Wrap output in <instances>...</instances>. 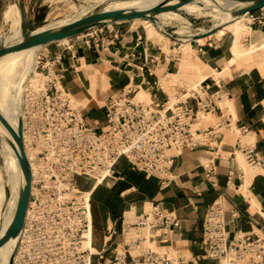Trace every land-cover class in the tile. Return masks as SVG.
<instances>
[{
	"label": "crops",
	"instance_id": "0c3cea01",
	"mask_svg": "<svg viewBox=\"0 0 264 264\" xmlns=\"http://www.w3.org/2000/svg\"><path fill=\"white\" fill-rule=\"evenodd\" d=\"M2 1L6 0H0V4ZM7 1L9 4L1 12L3 26L7 24L4 18L7 8L19 7L22 0ZM21 15L22 21H26L22 11ZM36 21V16H32L30 22L35 24ZM247 22L252 34L243 36L248 45L242 42L243 48L247 49L254 41L261 46L264 43V9L250 13ZM131 23L106 25L82 37L71 38L68 44L52 43L36 51L41 64L56 59L52 75H58V84L83 105L82 110L93 127L105 123L106 104L97 105L98 102L103 98L107 102L110 96L126 88L136 93L145 90L158 108L166 106L167 102L171 104L169 94L162 89L160 76L177 72L179 66L176 71L172 70L179 58L172 54L167 56L162 41L160 44L151 41L147 31L134 28ZM214 33L205 37L204 42H191L194 53L209 72L201 86L209 85L210 92L220 96L218 103L223 108L222 114L217 111L212 117L222 122L224 116L231 115L237 127H245L247 131L237 134L226 128L207 146L186 150L175 160L168 184L161 185L156 178L134 170L126 159H121L116 174L103 182L80 178V188L84 191L86 186L91 192L97 234L94 245L98 251L106 250L110 244L118 245V250L125 246L126 211L136 218L153 206L174 216L177 224L170 226L168 234L162 233L161 228L156 229L152 232L151 243L185 254L186 264H214L203 259L197 242L201 239L204 215L215 201L224 205L231 236L238 232L264 234V50L234 57L235 34L231 32L232 36H226L225 32L219 37ZM172 45L175 44L170 45V50H173ZM84 65L90 68L86 70ZM97 70L107 77L109 86L105 89L111 94L104 93L100 86L91 91L88 71ZM99 76L102 81L101 73ZM2 77L0 72V84ZM179 98L183 99L177 96ZM190 102L195 103L194 100ZM211 125L208 123L206 127ZM246 147L253 149L256 164L249 163L242 154ZM111 229L115 235L112 242H107Z\"/></svg>",
	"mask_w": 264,
	"mask_h": 264
},
{
	"label": "built area",
	"instance_id": "2783aa9c",
	"mask_svg": "<svg viewBox=\"0 0 264 264\" xmlns=\"http://www.w3.org/2000/svg\"><path fill=\"white\" fill-rule=\"evenodd\" d=\"M55 60L41 64L38 56L35 71L45 79L27 85V78L18 90L24 140L29 139L33 152L31 158L27 154L33 180L15 264H186L185 254L151 243L156 229L168 234L170 226L177 224L159 206L126 224L125 246L120 250L110 244L106 250L93 252L86 245L92 226L91 195L81 190L79 180L101 182L114 176L118 162L126 159L134 170L168 184L175 160L186 150L207 146L226 128L237 134L247 129L238 128L231 115H222L225 120L211 126L194 128L209 115L222 114L220 96L211 93L209 85L191 94L184 91V99L162 108L153 101L138 100V93L126 88L109 97L105 123L93 127L65 89L58 87V75L52 77ZM242 152L249 163H257L251 147ZM131 229L134 236L128 239ZM114 235L109 230L107 242ZM197 243L203 259L214 264H264V234L231 236L220 201L208 207Z\"/></svg>",
	"mask_w": 264,
	"mask_h": 264
},
{
	"label": "bare ground",
	"instance_id": "6f19581e",
	"mask_svg": "<svg viewBox=\"0 0 264 264\" xmlns=\"http://www.w3.org/2000/svg\"><path fill=\"white\" fill-rule=\"evenodd\" d=\"M108 1H109V3H107L101 11H111V10H117V9L149 10V9L153 8L154 6H156V5H158L161 2L166 1V0H95V2H94L95 4L93 6H97V5L103 6ZM199 2H209L210 5H204V4H201ZM226 3H228V2L223 1V0H199V1H194L192 3L186 4L178 10H186L188 12L197 14V13H201V12L205 11V9H213L214 8L213 6L223 5ZM236 6L237 5H234L233 8H235ZM88 8H90V7L84 8L81 12L79 11V13L71 19H64L62 21H59V22H56L53 24H49L47 26H43V27L39 28L37 31H41L43 29L51 28V27H59V26L65 25L69 22L75 21L76 19H79L81 16L85 15L87 13ZM178 10L160 13L155 17L154 21L150 20L149 18H140V19H135V20L130 21L132 23H135L137 21L144 23L147 27V30H148L147 34H148L149 39L151 41H154V42L162 41V39H165L166 42H168L170 39H172L174 41H179V40L183 39L182 37L186 38L181 42L180 49L183 53V56H182L180 64H179V70H177V72H174V73H167L165 75L160 76L161 77L160 83H161V86L163 87L162 89H164V90H167L175 82L181 80L185 76H191L197 80L203 81L207 78V76L209 74V72L207 71L208 70L207 66L197 57V55L194 53L193 48L191 47V39L196 36L195 34L194 35L193 34L192 35L180 34V36H182V37L174 35L175 37L171 38L170 36H167L163 31L164 28L162 27L161 23L159 22L160 19L178 17L179 16V12H177ZM215 11L217 13L216 16L220 18V22H223L222 26H216L215 27V28H219L216 31L217 33L215 32L217 34V36L221 37L223 34H225L226 31L233 32L236 36V39L234 40L235 43H234V46L232 49L234 57L235 56L239 57L242 54L245 55L246 52L254 53L257 49H264V43L261 46H258L255 44V41L252 42L247 49L243 48L242 41H241L242 37L243 36H249L252 34V29H250L245 24V22L247 20H249V14L250 13H247V14H245L241 17H238L236 19H232L230 14L228 12L222 10V9L215 10ZM4 18H5V22L9 25V28L12 32V37L10 38L11 40H10L9 44L20 41L22 39L23 35H22V28H21L22 27L21 26L22 15H21V10L19 9V7L17 5H12L11 7L7 8V10L5 11V17ZM169 21H171V20H169ZM118 22H120V21H118ZM118 22H116V23H118ZM158 26H159V28H158ZM185 28H188V27L187 26L182 27V28H180V31L178 30L177 32L182 33L183 29H185ZM199 36L200 37H198V40L200 42H204L205 37H201V35H199ZM68 40L69 39H64V40L60 41V43H65ZM39 48H41V47L21 51V52L14 53V54H10V55H8V56H6L0 60V72L3 76L2 80H1V84H0L1 85L0 87L2 89V90L0 89V91L2 92V93L0 92V110L3 112V114L7 117V119L10 121V123L15 128L18 124V119H19V115H20L19 113L22 114V98L19 97V94L21 93V91L18 92L20 85L27 78H28L27 85L29 83H31V81H33V83H37V82H40L41 80L45 79V77L42 74H40L38 71H35V67L37 65V56H36L37 53H36V51H38ZM252 56H257V55L253 54ZM84 68H86V70H88L87 68H90V67H87L84 65ZM225 68H226V66H225ZM88 72L91 73V74L89 73L90 78L92 80L91 91L94 92L95 89L97 88V86H96L94 79H93V75H92L93 71H88ZM52 74H53V72H52ZM8 82H12V84L14 85L13 89L15 88L14 90H12V89L10 90V88L7 86ZM103 82H104V87H102V88H107L109 86V81H108L106 76H104ZM200 86H201V83H200ZM59 88L64 89L62 84H59ZM63 92L65 94L69 95L66 90H64ZM104 93H106V92H104ZM137 93H138V95L144 94L143 97L140 96L141 99L137 97L138 100L139 99L144 100V99H146L145 97H147L148 99L150 98V94L143 89ZM73 101L75 103V106L82 105L77 99H73ZM0 129H1L2 134H3L2 137H3V141H4V150H5V154L7 157L6 168H7L8 175L10 176V182H11L13 190L15 192V197L12 198L10 201H8V196L6 195L5 178H4L3 172L0 170V212H1L3 209V206L7 205V204L11 207H15V209H16L19 191L24 186L25 179H24L21 167L19 165L15 150L13 149V147L10 144V142L13 141V138L1 122H0ZM25 139H26V141H25L26 153L31 158L33 155V152H32V149L30 148V145H29V139L27 137ZM103 181H101V182H103ZM99 183H100V181H99ZM87 194L91 195V192L89 191V192H87ZM126 212H128L126 214L127 215L126 224H129L132 222L130 220L133 216H131L132 214H129L130 213L129 211H126ZM91 216H92L91 232L88 235L89 239L87 240L86 245L88 247L90 246L93 252H96V251H98V248L94 245V243L96 241L97 234H96L95 228H94V216H93L92 209H91ZM10 222L6 226L1 228V218H0V235L3 233L5 228L10 224ZM16 243H17V239L10 240L5 246H3L0 249V262L2 261L3 264H9L10 257L12 255V253L15 252Z\"/></svg>",
	"mask_w": 264,
	"mask_h": 264
},
{
	"label": "rangeland",
	"instance_id": "374dc122",
	"mask_svg": "<svg viewBox=\"0 0 264 264\" xmlns=\"http://www.w3.org/2000/svg\"><path fill=\"white\" fill-rule=\"evenodd\" d=\"M94 2H95V0H22L19 8L23 12V18H24V16L27 17L26 21L25 20L22 21V24H21L22 35L23 36L28 35L33 30H36V29L41 28L43 26H47L49 24H53V23L62 21L64 19H71V18L75 17L79 13V11L81 12L84 8H87V7H90V8H88L87 13L85 15L81 16L80 18L87 16L89 14H92V13H97V12L101 11L107 3H109V1H108L103 6H101V5L93 6L95 4ZM199 3L204 4V5H210L209 2H199ZM8 4H9V2L7 0L2 1L0 4V26H2V29L0 31V46H3L5 44H9L10 40H11L10 38L12 37V32L9 28V25L5 24L6 26H3V23L1 22V12L6 8V6ZM233 4L237 5V3H234V2H228L226 4L218 5V6L212 5L214 7L213 9H205V11H203L201 13H197V14L188 12L186 10H178L177 12H179V16H178L179 18L178 17L165 18V19L162 18V19H160L159 22L161 23L163 28H165L169 33H171L173 35H177L179 37H182V36H180V34H182V35H192V34L194 35L195 34L196 36H199V35L204 34L206 32L205 30L212 29L215 26H222L223 22H220V18L216 16L217 13L215 10H220L223 7H226L227 8L226 10H231L234 7ZM34 15L36 16V20H37L35 24L30 22V19ZM169 20H171V21H169ZM120 22H128V21H120ZM120 22H118V23L120 24ZM131 24H133L134 28H137V29H140L143 31L145 30L148 33L147 27L144 23L137 21V22L131 23ZM245 24H246V26H248L247 21L245 22ZM109 25L111 26L112 24H109ZM185 26H187L188 28L183 29L182 33L177 32L178 30L180 31V28L185 27ZM158 28H159V26H158ZM226 34H227L226 36H230V35L232 36V33L229 31H226ZM182 38L183 39H181L179 41H175V42L171 41V39L168 42H166L165 39H162V42L164 44L163 45L161 44V45L163 46L164 51L167 53V56H168V54L169 55L172 54L176 58H179L178 61L176 62L177 63L176 67L173 68L172 71L177 70L179 63L181 61L180 59L183 56V53H182L180 47H181V42L186 38L185 37H182ZM84 40H85V38H84ZM241 41L243 42L244 45L246 44L244 37L242 38ZM159 42H161V41H158V43ZM59 44H61V45L62 44H68V41L65 43H59ZM171 44H175V45H172L171 49H173V50H170ZM245 46H248V45H245ZM262 50H264V49H262ZM36 56H37V54H36ZM99 73H101V80L102 81H99V79H98ZM92 75H93V79H94L96 86L104 87V82H103L104 81V74H103V72L98 71V70L93 71ZM52 77L54 78V75ZM31 82L33 83V81H31ZM201 82H202V80H197L191 76H185L181 80L175 82L171 87H169L165 91L169 94V96L171 98V103H174L177 101V96H182L184 94V92H183L184 90L188 91L189 94H191L192 92L200 90V88H201L200 83ZM7 86L10 88V90L15 89V88L13 89L14 85L12 84V82H8ZM0 89H1V87H0ZM102 91L106 92L107 95L111 94V92H109L105 88H102ZM140 96L143 97L144 94H140L137 97L141 99ZM68 97L72 101V104L74 105V107L78 108L79 110L82 109L83 105L75 106V103L73 101V98H74L73 96L68 95ZM145 98L146 99H144L142 101H145L148 103L151 102V98H149V99L147 97H145ZM103 101L98 102L100 104H97V105H105L106 104V102H105L106 98H103ZM84 114H85V111H84ZM204 120H206V121H204V122L201 121L200 124H196L194 126V128L206 127L208 123L216 124L218 122L215 117H212L210 115ZM2 135L3 134H2V131L0 129V170L3 172L4 178H5L6 195L8 196V201H10L12 198L15 197V192L13 190L12 184L10 182V176L8 175L7 168H6L7 157H6L5 150H4V141H3ZM29 145H30V141H29ZM83 189H85L84 191H87V192L90 191L88 189V187H86V186ZM14 212H15V207H11L8 204L3 206V209L0 212L1 228L6 226L11 221V219L13 218ZM129 214L133 215V213H131V212ZM134 219L135 218L132 217L130 221H134ZM130 236H132V237L134 236V230L133 229L130 230L129 238H130ZM121 248H122V246L120 247V249Z\"/></svg>",
	"mask_w": 264,
	"mask_h": 264
},
{
	"label": "water",
	"instance_id": "95a60500",
	"mask_svg": "<svg viewBox=\"0 0 264 264\" xmlns=\"http://www.w3.org/2000/svg\"><path fill=\"white\" fill-rule=\"evenodd\" d=\"M194 1L199 0H166L149 10L117 9L111 11H99L97 13L89 14L87 16L76 19L75 21L69 22L59 27L46 28L41 31H37L36 29L30 34L23 36L22 39L18 42L0 46V60L10 54L18 53L33 48L44 47L52 43L60 42L64 39H71L78 36H82L95 29L101 28L109 24H114L118 21H131L140 18H149L150 20L154 21L155 17L158 14L167 11H176L182 6L192 3ZM223 1L237 3V6L235 8H232L231 10H226V7L222 8V10L227 11L230 14L232 19H236L247 13H252L264 8V0ZM215 27L209 30H205L207 32L202 34L201 37H207L216 32L219 28ZM163 31L167 36H170L171 38L175 37L173 34L169 33L165 28ZM198 37L200 36L193 37L191 39V42L194 40H198ZM19 114L20 115L18 119V124L15 128L0 110V122L8 130V132L13 138V141H11L10 144L15 150L19 165L21 167L25 179V184L19 191L17 206L13 218L10 224L0 235V249L5 246L10 240L17 239L15 252L12 253L9 260V264H15V256L18 245L20 243L21 236L23 234L28 207L31 199L33 180L32 168L25 148L24 118L21 113Z\"/></svg>",
	"mask_w": 264,
	"mask_h": 264
}]
</instances>
